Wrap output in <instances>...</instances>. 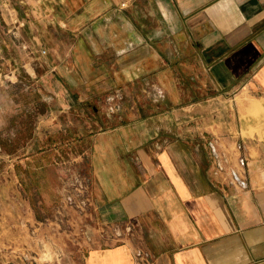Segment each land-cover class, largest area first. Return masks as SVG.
Masks as SVG:
<instances>
[{
    "label": "crops",
    "instance_id": "crops-1",
    "mask_svg": "<svg viewBox=\"0 0 264 264\" xmlns=\"http://www.w3.org/2000/svg\"><path fill=\"white\" fill-rule=\"evenodd\" d=\"M0 9L17 31L55 35L54 64L79 90L56 89L52 114L123 98L85 154L91 204L69 212L75 233L88 227L92 239L79 234L88 248L73 264H146L137 247L151 252L147 264H264V0H0ZM151 84L165 97L154 100ZM30 204L27 251L47 238L71 243ZM18 206L0 201V264H10L1 257Z\"/></svg>",
    "mask_w": 264,
    "mask_h": 264
},
{
    "label": "rangeland",
    "instance_id": "rangeland-1",
    "mask_svg": "<svg viewBox=\"0 0 264 264\" xmlns=\"http://www.w3.org/2000/svg\"><path fill=\"white\" fill-rule=\"evenodd\" d=\"M54 39L51 33L17 31L0 9V201L14 200L19 205L15 210L19 224L15 242L1 257L10 264H73L75 259L82 263L84 257L80 252L84 253L90 242L88 239H85L87 243L80 242L79 237V234L85 236L83 231H88V227H83L79 234L73 229L69 211L81 215L88 212L67 205L71 189L66 187L76 175L86 176L85 154L92 135L109 124V100L108 97L85 100L74 105L70 112L57 115L61 103L53 99L55 90L79 89L76 86L73 89L70 81L61 79V71L54 64L55 57L48 46V41ZM230 116L227 114L226 119L231 120ZM245 160L242 154L237 167L245 168ZM40 165L43 171H38ZM232 178L237 180L233 173ZM57 184L58 194L54 191ZM27 201L35 211L33 215L51 224V233H61L71 243L62 246L47 238L42 244L37 242L38 253L27 251L28 238L23 225L30 217L24 205ZM55 221L60 224L57 229ZM82 244L84 251H78ZM72 248L76 250L74 253L69 251ZM48 252L51 258L46 257ZM78 253L82 255L80 258Z\"/></svg>",
    "mask_w": 264,
    "mask_h": 264
},
{
    "label": "built area",
    "instance_id": "built-area-1",
    "mask_svg": "<svg viewBox=\"0 0 264 264\" xmlns=\"http://www.w3.org/2000/svg\"><path fill=\"white\" fill-rule=\"evenodd\" d=\"M149 92L154 100H160L165 97V91L162 87L156 84H151L149 86ZM108 96L109 100V112H117L121 108V99H123L119 94ZM119 101H115L116 99ZM111 104V105H110ZM69 193L67 194V205L77 211L86 212L88 211L91 204V194H90V185L88 178L82 175H76L72 183H69ZM87 239L91 241L92 237L90 236L89 231H83ZM104 232V231H103ZM107 232V229L105 230ZM152 254L149 250H146L143 247H137L135 249V258L137 262L149 263L151 261Z\"/></svg>",
    "mask_w": 264,
    "mask_h": 264
}]
</instances>
